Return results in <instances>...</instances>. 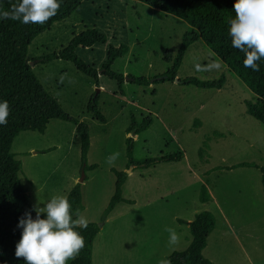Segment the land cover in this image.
<instances>
[{"label":"rangeland","instance_id":"obj_1","mask_svg":"<svg viewBox=\"0 0 264 264\" xmlns=\"http://www.w3.org/2000/svg\"><path fill=\"white\" fill-rule=\"evenodd\" d=\"M87 31L106 43L74 54L96 70L97 81L59 58ZM196 35L182 19L138 1L82 0L27 49V64L44 91L87 126L89 148L83 164L80 139L67 121H49L42 134L20 132L10 147L20 165L17 177L32 210L53 196L68 197L79 185L78 219L96 227L91 264H169L171 254L189 247L188 224L204 211L216 221L205 260L264 264V125L246 109L259 100L200 39L191 42ZM183 47L174 80L161 82ZM121 48L126 52L109 67L122 79L120 92L118 82L102 74L108 73L109 50ZM94 100L104 122L89 112ZM132 121L148 127L128 135ZM114 172L125 175L122 201L108 211ZM203 187L206 204L199 201ZM168 229L178 236L175 244H169Z\"/></svg>","mask_w":264,"mask_h":264},{"label":"trees","instance_id":"obj_2","mask_svg":"<svg viewBox=\"0 0 264 264\" xmlns=\"http://www.w3.org/2000/svg\"><path fill=\"white\" fill-rule=\"evenodd\" d=\"M164 13L176 16L188 23L197 35L191 42L200 39L221 62L231 70L245 87L256 97L259 102L246 104L247 113L264 125V61L260 70L253 72L243 66L244 54L231 46L228 35L229 20L234 18L232 6L235 0H134ZM14 0H5L4 11L10 10ZM82 0H63L55 16L45 24H22L11 19L0 20V100L7 101L10 107L7 123L0 126V264H24L23 258L14 255L15 245L20 239L22 229L17 227L18 221L25 212L35 214L31 209L27 196L20 184L17 173L20 170L18 162L14 161L10 153L12 140L25 131L43 133L51 120H61L72 123L75 133L81 143V158L85 164V157L89 148L87 126L68 117L60 106L42 88L32 69L27 64L26 54L32 40L47 31L53 23L70 17L81 5ZM105 37L95 31H87L74 37L68 48L59 55V58L71 61L76 69L97 81L96 70L86 66L74 54L78 47L90 48L95 44H105ZM181 50L172 70L166 80L173 81L175 72L181 63ZM126 52L121 48L119 52L109 50L105 69L108 73L102 75L118 82L121 92L122 79L109 72V67L114 59ZM194 84L205 86L193 81ZM187 84L191 82H185ZM89 112L98 122H104L97 107L96 100L88 106ZM147 123L132 125L127 129V134L133 136L146 130ZM127 155L131 158L133 140L127 139ZM167 160V159H166ZM169 160V159H168ZM153 160L145 162L152 163ZM143 163V162H142ZM116 176L115 193L112 197L108 211L122 201L121 186L125 175L114 172ZM72 205L75 219H78L83 210L79 185H76L68 195ZM210 200L206 188H202L199 201L206 204ZM216 221L214 216L207 211L197 214L188 224L191 242L184 252L173 253L168 257L169 264H210L202 257L209 234L214 230ZM76 230L84 237L85 245L70 264H91L92 242L96 235L94 224L87 228L76 225Z\"/></svg>","mask_w":264,"mask_h":264},{"label":"clouds","instance_id":"obj_3","mask_svg":"<svg viewBox=\"0 0 264 264\" xmlns=\"http://www.w3.org/2000/svg\"><path fill=\"white\" fill-rule=\"evenodd\" d=\"M4 2L0 0V20L43 25L56 15L63 0H14L8 11L2 10ZM232 11L235 16L228 22L231 46L244 54L243 66L257 72L259 62L264 61V0H235ZM9 112L8 102L0 100V126L7 123ZM115 159V155L109 157V164ZM33 210L34 218L25 212L18 221L17 227L22 231L15 245V257H22L24 264H69L85 245L76 225L87 228V220L75 219L71 203L62 195L45 200L43 207ZM168 232L169 244H175L177 234L174 229Z\"/></svg>","mask_w":264,"mask_h":264},{"label":"water","instance_id":"obj_4","mask_svg":"<svg viewBox=\"0 0 264 264\" xmlns=\"http://www.w3.org/2000/svg\"><path fill=\"white\" fill-rule=\"evenodd\" d=\"M33 154H36L35 152ZM84 181V175L82 174V177L79 179L78 183H82Z\"/></svg>","mask_w":264,"mask_h":264}]
</instances>
